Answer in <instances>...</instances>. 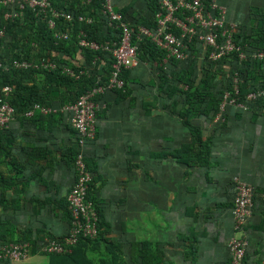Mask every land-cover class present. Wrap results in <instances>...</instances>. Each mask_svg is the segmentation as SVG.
Segmentation results:
<instances>
[{"label": "crops", "instance_id": "crops-1", "mask_svg": "<svg viewBox=\"0 0 264 264\" xmlns=\"http://www.w3.org/2000/svg\"><path fill=\"white\" fill-rule=\"evenodd\" d=\"M218 2L238 28L252 35L263 31L264 0ZM115 8L127 11L131 22L150 18L146 0H115ZM149 55L146 51L127 71L124 90L101 96L105 109L95 137L83 148L92 174L89 198L101 222L100 237L85 249L86 256L101 264V258L122 255L134 264L143 249L145 264L160 259L162 264H229L238 178L255 191L245 264H264V102L251 103L247 111L227 106L208 117L184 118L182 96L173 93L176 63L164 54L156 71ZM177 87L188 89L183 83ZM60 90L45 101L53 106L44 105L55 113L15 119L9 132L0 134V240L42 242L69 231L68 197L79 147L70 115L59 105L73 93ZM187 121L199 128L200 140ZM33 251L19 264H51V258Z\"/></svg>", "mask_w": 264, "mask_h": 264}, {"label": "built area", "instance_id": "built-area-1", "mask_svg": "<svg viewBox=\"0 0 264 264\" xmlns=\"http://www.w3.org/2000/svg\"><path fill=\"white\" fill-rule=\"evenodd\" d=\"M159 10L156 14L155 28L144 26L134 27L124 16L116 10L115 0H102L101 15L107 26L119 32L117 41L112 43H98L88 38L87 32H78V45L81 49H88L94 55L91 69L75 71L70 67H63V74L79 80L83 76L91 75L93 69H100L103 62L99 53L110 55L113 60L112 69L105 81L103 75L96 76L92 88L84 92L74 104L61 107L62 112L70 115V124L77 136L79 152L75 159L76 182L68 197L70 212V228L68 233L59 239H47L38 245L37 252L47 258L64 256L73 253L80 241H94L100 233V216L97 206L89 198L92 174L87 167L83 148L96 134L99 113L105 105L97 98L110 90H124L123 74L126 70L139 64V45L145 39L150 40L162 50L167 60L186 61L192 57L191 47L200 44L204 47L207 58L211 62H218L236 53L239 63L251 57L253 60L263 61L264 50L252 53L245 52L236 42L238 27L228 21L227 9L218 0H156ZM0 6L6 9L5 21H13L21 17L27 8L36 16L47 19L49 29L57 39H69V32L58 28V22L67 23L77 21L82 25H91L94 19L87 15L74 16L65 9H57L49 0H0ZM7 36L6 27L0 28V40ZM6 50V44H0V57ZM104 63V62H103ZM58 64L52 58H41L37 62L30 60L0 58V70L26 71H54ZM241 80L238 73L232 77L231 88L226 91L220 110L227 106L247 111L251 103L264 99V88L250 92L245 100L240 98ZM14 86H0V133L9 131L16 118V110L11 104ZM56 110L35 104L25 114L34 118L36 113L44 115L55 113ZM235 183V198L232 208L234 217L235 236L228 243L230 264H245L248 238L246 227L253 215L254 187L242 182L238 178ZM32 246L29 242H0V264H19L28 261Z\"/></svg>", "mask_w": 264, "mask_h": 264}, {"label": "trees", "instance_id": "trees-1", "mask_svg": "<svg viewBox=\"0 0 264 264\" xmlns=\"http://www.w3.org/2000/svg\"><path fill=\"white\" fill-rule=\"evenodd\" d=\"M57 9H65L74 16L87 15L94 19L91 25H82L76 20L67 23L64 20L58 22V28H62L69 32V39L60 40L54 37L53 31L49 29L47 19L43 16H36L31 9H26L22 12L20 18L5 21L4 14L6 9L0 6V28L6 27V39L0 40V44H6V50L1 55V59L5 57L8 60L21 59L37 62L41 58H52L57 64L58 68L54 71H34L33 69L26 71L13 70L10 72H3L0 70V86L12 85L14 86V93L11 98V104L16 110V118H23L26 120L35 119L38 115L35 114L34 118H26L25 114L35 104L46 106H53L47 104L45 101L49 99L51 91L62 93L60 88L67 87L72 91V96L69 101L62 102L64 104H74L77 99L87 90L92 88L95 84L96 76L103 75L106 81L112 69L113 60L110 55L99 53L103 62L100 63V69H93L90 71L91 75L83 76L79 80H75L63 74V67H70L75 71L80 69H91V63L96 53L88 50L81 49L78 45V32L83 29L87 32L88 38L91 41L98 43H112L117 41L119 32L107 26L102 15L101 5L102 0H49ZM150 18L141 17L139 20L130 21L128 19L127 11L120 12L124 18L134 27L144 26L147 28H155L157 25L156 14L159 6L156 0H146ZM262 19L259 21V27H263V31L257 35L250 34L247 29L238 28V34L235 39L236 42L242 47L245 52L252 53L257 50H264V12L261 15ZM11 35L12 41L9 43L7 40ZM14 40V41H13ZM149 52V59L152 67L156 71H160V61L165 54L150 40L145 39L139 45V59ZM192 57L186 61H176L178 68V75L175 77L176 84H186L188 89L186 91H179L177 85L174 87V94L177 92L182 96V104L184 106L183 117L195 118L197 116L208 117L212 112L219 111L220 104L226 91L231 88L232 77L235 73L239 74L241 80L240 98L245 100L246 96L255 90L264 88V60L258 61L248 57L245 61L239 63L237 54L234 53L218 62H211L204 53V47L200 44H194L191 47ZM75 54L80 55L78 60ZM60 55V56H59ZM59 56V57H58ZM85 57V61L81 58ZM65 57H70L71 60H65ZM152 57V59H150ZM126 70L123 74L125 81ZM36 73H43L45 79L35 80L33 77ZM219 75L224 77L218 79ZM22 81L33 82L32 85H24ZM126 85V83H125ZM102 97L97 98L101 100ZM264 102V99L257 101ZM192 129V136L201 139L199 128H196L191 122H185ZM9 131L1 132L0 134H7ZM69 211V210H68ZM70 215V212H69ZM101 226V222H100ZM100 237V233L98 238ZM98 238L94 241H80L74 248L73 253L64 256H52L51 264H94V262L86 256V251L90 244L97 242ZM2 243H11L5 240H0ZM14 242H29L33 249L37 252L38 245L41 241H29L28 239L17 240ZM122 251V250H121ZM155 255H158L156 250ZM159 254L158 256H160ZM116 256V255H115ZM162 256V255H161ZM157 257V256H156ZM134 264H145L143 249L140 250L138 257H133ZM138 259L140 261L138 262ZM121 258L114 257V259H102L101 264H127ZM157 264H162L163 259L156 260ZM230 264V263H229Z\"/></svg>", "mask_w": 264, "mask_h": 264}, {"label": "rangeland", "instance_id": "rangeland-1", "mask_svg": "<svg viewBox=\"0 0 264 264\" xmlns=\"http://www.w3.org/2000/svg\"><path fill=\"white\" fill-rule=\"evenodd\" d=\"M12 38H13V37H11V35H9V37H8V39H7V40L9 41V43H11L10 41H12ZM13 41H14V40H13Z\"/></svg>", "mask_w": 264, "mask_h": 264}]
</instances>
